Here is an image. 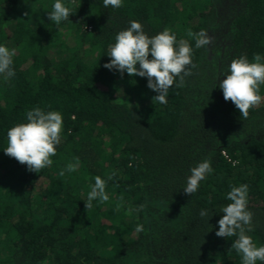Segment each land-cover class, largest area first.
I'll use <instances>...</instances> for the list:
<instances>
[{
	"label": "trees",
	"instance_id": "16d2710c",
	"mask_svg": "<svg viewBox=\"0 0 264 264\" xmlns=\"http://www.w3.org/2000/svg\"><path fill=\"white\" fill-rule=\"evenodd\" d=\"M53 2L0 0V44L15 50V75L0 79V264H241L216 221L230 186L247 184L248 234L264 245V84L246 118L215 86L231 59L264 56V0H64L72 14L59 25L47 18ZM130 20L193 48L165 104L146 78L103 66ZM189 30L210 43L195 48ZM34 106L63 118L53 163L38 172L3 152ZM204 159L213 172L185 194ZM67 164L75 170L60 175ZM95 176H111L109 199L85 208Z\"/></svg>",
	"mask_w": 264,
	"mask_h": 264
},
{
	"label": "clouds",
	"instance_id": "9594fccd",
	"mask_svg": "<svg viewBox=\"0 0 264 264\" xmlns=\"http://www.w3.org/2000/svg\"><path fill=\"white\" fill-rule=\"evenodd\" d=\"M105 8L113 9L122 5V0H102ZM51 11L47 12L50 22L59 25L62 21H68L72 14L70 7L64 0H54ZM187 35L195 41V48H201L210 43V38L203 31ZM193 48L188 40H177L176 34L165 28L155 35L145 33L143 26L136 20H130L128 27L117 32L114 42L110 45L106 56L110 59L103 65L109 71L115 70L121 75L129 77L138 76L146 78V86L156 93V102H167L168 90L174 81H181L183 76L189 74L192 66ZM14 49H9L0 44V79L7 81L15 75L13 70ZM264 56L257 53L251 61L244 55L233 58L226 65L220 76L218 85L225 101L231 103L242 117L248 116V110L260 103V85L264 84ZM63 130L62 114L56 110H47L34 106L25 112V122L17 123L6 131L7 145L3 149L5 155L14 158L20 164L33 172H38L52 165L51 157L56 155V146L61 141ZM228 159L227 153H224ZM233 166L237 161H231ZM72 172L75 164H67L61 170ZM213 172L211 161L204 159L189 169V175L183 187L185 194L197 192L207 175ZM107 179H111L108 176ZM107 179L101 176L94 177V183L87 193L85 208H91L93 201L106 202L109 197L105 191ZM225 199L229 203L219 209L223 213L216 221L218 225L215 235L222 238L235 237L231 243V249L241 258V264H264V245H257L248 233L253 231L252 213L247 208L248 185L239 184L230 186ZM209 209H201V217L208 216ZM137 233L143 231V226H135Z\"/></svg>",
	"mask_w": 264,
	"mask_h": 264
}]
</instances>
